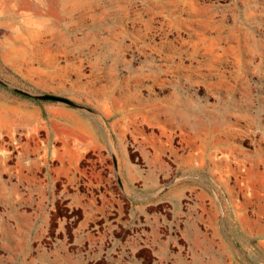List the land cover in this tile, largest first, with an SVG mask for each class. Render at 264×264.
I'll use <instances>...</instances> for the list:
<instances>
[{
  "label": "rangeland",
  "instance_id": "374dc122",
  "mask_svg": "<svg viewBox=\"0 0 264 264\" xmlns=\"http://www.w3.org/2000/svg\"><path fill=\"white\" fill-rule=\"evenodd\" d=\"M0 81V264H264V0H0Z\"/></svg>",
  "mask_w": 264,
  "mask_h": 264
},
{
  "label": "water",
  "instance_id": "95a60500",
  "mask_svg": "<svg viewBox=\"0 0 264 264\" xmlns=\"http://www.w3.org/2000/svg\"><path fill=\"white\" fill-rule=\"evenodd\" d=\"M0 83H2L0 81ZM3 84V83H2ZM13 91L23 97L29 98V99H33V100H37V101H41V102H48V103H58V104H62L71 108H76V109H86L82 106H79L77 104H74L73 102L61 98V97H57V96H53V95H31L29 93L17 90V89H13ZM88 110V109H86Z\"/></svg>",
  "mask_w": 264,
  "mask_h": 264
}]
</instances>
